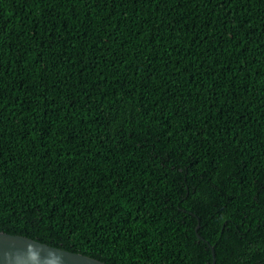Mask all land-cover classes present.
Here are the masks:
<instances>
[{
  "label": "trees",
  "instance_id": "trees-1",
  "mask_svg": "<svg viewBox=\"0 0 264 264\" xmlns=\"http://www.w3.org/2000/svg\"><path fill=\"white\" fill-rule=\"evenodd\" d=\"M0 232L264 264V0H0Z\"/></svg>",
  "mask_w": 264,
  "mask_h": 264
},
{
  "label": "water",
  "instance_id": "water-1",
  "mask_svg": "<svg viewBox=\"0 0 264 264\" xmlns=\"http://www.w3.org/2000/svg\"><path fill=\"white\" fill-rule=\"evenodd\" d=\"M212 264L215 252L211 248ZM105 264L91 257L52 247L32 238L0 232V264Z\"/></svg>",
  "mask_w": 264,
  "mask_h": 264
},
{
  "label": "clouds",
  "instance_id": "clouds-1",
  "mask_svg": "<svg viewBox=\"0 0 264 264\" xmlns=\"http://www.w3.org/2000/svg\"><path fill=\"white\" fill-rule=\"evenodd\" d=\"M50 264H56L55 258H53V260L50 261Z\"/></svg>",
  "mask_w": 264,
  "mask_h": 264
}]
</instances>
